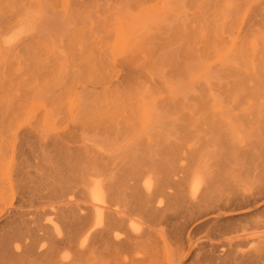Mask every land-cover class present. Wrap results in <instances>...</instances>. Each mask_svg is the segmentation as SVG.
I'll return each instance as SVG.
<instances>
[{"label":"rangeland","instance_id":"374dc122","mask_svg":"<svg viewBox=\"0 0 264 264\" xmlns=\"http://www.w3.org/2000/svg\"><path fill=\"white\" fill-rule=\"evenodd\" d=\"M225 1L231 7L221 8L222 0H199L202 15L195 31L180 25H194L189 14L192 10L185 0L0 1V35L18 17L9 6L30 2L40 7L29 39L14 46L0 44V242L15 227L13 217L31 229L37 245L42 243L38 241L40 225L56 220L50 200L41 194L40 184L41 173L45 166L52 167L55 153L51 146L45 150L43 145L54 132L80 119L68 112L77 93L124 91L146 97L145 135L151 138L164 135L169 126L168 113L153 107L158 104V97L169 95L179 106L186 102L197 107L198 101L190 98L195 94L257 91L246 107L247 117H234L239 123L236 137L231 136L234 141L227 143L221 139L226 134L220 140L216 135L200 162L204 165L200 168L204 181L219 171L226 174L227 183L237 193L253 192L259 180L243 161L247 149L257 147L258 140L264 137L259 132L264 122V116H260L264 113V77L259 76L261 82L251 90L248 85L256 81L246 72L264 71V5L257 0L255 3L259 1L261 7L252 13L254 0ZM212 2L219 3L221 7L214 6L216 12L220 9L224 14H219L220 25L224 20L220 27L215 19L219 11H210L214 10ZM208 4L213 8L207 9ZM255 12L260 13L257 19L262 21L254 22L243 32L248 37L244 51L230 49L235 31L245 29L248 17L254 18L249 13ZM208 16L215 17L211 19L217 21V31L222 28L214 41H206L209 33L206 38L201 37L204 31H210L205 27L213 26L208 23ZM153 97L156 100L152 103ZM222 106L221 115L232 118L233 111L224 103ZM21 130L25 131L24 136L19 133ZM79 134H83L84 161L89 167L109 164L116 157L118 152L106 150L105 144H93L84 131ZM224 214L228 216L225 222L248 227L246 230L253 237L264 235V197L252 205L227 209ZM253 221L259 225L254 226ZM194 231L197 233H190L191 240L202 232ZM259 239L255 246L263 255L264 236ZM204 245L201 253L216 258L219 248ZM10 249L11 252L0 249V264H40L22 253V242L12 243Z\"/></svg>","mask_w":264,"mask_h":264},{"label":"bare ground","instance_id":"6f19581e","mask_svg":"<svg viewBox=\"0 0 264 264\" xmlns=\"http://www.w3.org/2000/svg\"><path fill=\"white\" fill-rule=\"evenodd\" d=\"M185 1L192 10L189 14L194 25L182 22L180 25L195 31L202 15L201 4L199 0ZM221 3L222 7L217 5L223 9L231 7L225 0ZM260 3L264 5V0ZM260 3H255L250 11L260 8ZM210 5L207 9L213 8ZM215 7V11H210L215 13L218 6ZM9 9L18 17L1 33L3 46L19 45L29 39L40 11V7L30 2L11 5ZM217 12L218 19L212 17L216 13L208 19L212 17L219 22L211 19L208 23L220 27L224 20L220 25L222 12L220 9ZM252 13L249 14L256 19L248 17L245 29L235 31L230 49L244 51L248 37L243 32L254 22L262 21L261 12ZM213 26L205 27L210 31H204L201 37L206 38L209 33L210 38L204 41L218 39L222 28L217 31L219 27ZM246 73L256 81L248 88L256 89L264 71ZM256 92L195 94L190 98L198 101L197 107L186 102L179 106L169 95L158 97V104L153 107L168 113L169 126L164 135L151 138L145 135L146 97L124 91L75 94L68 112L80 119L54 132L43 145L45 150L51 146L55 153L54 164L44 167L40 184L41 194L50 200L56 220L40 225L38 241L42 243L37 245L31 229L23 221L18 224L13 217L15 227L6 232L8 237L0 242V249L11 252L12 243L22 242V253L40 264H264V252L262 255L255 246L264 235L253 237L247 232L248 227L225 222L228 216L224 214L227 209L252 205L264 197V119H259L263 125L256 124L262 125L259 132L263 138L258 140L259 144L256 141L257 147L247 149L246 161L242 158L248 164L247 170L259 180L253 192L237 193L227 183L226 174L219 171L204 181L200 169L204 167L200 163L203 151L216 140V135L218 140L226 134L228 137L221 139L228 140L227 143L234 141L232 137H236L239 126L235 118L247 117L246 107ZM155 100L153 97L150 102ZM223 103L233 111L232 118L221 115ZM79 131L89 134L93 144H105L106 150L118 152L116 157L109 164L86 165V145ZM19 133L25 135L24 130ZM256 223L254 226L259 225ZM196 230L202 232L191 240L190 233ZM226 233L231 236L223 237ZM204 244L219 248L216 258L201 253ZM191 256H194L192 263Z\"/></svg>","mask_w":264,"mask_h":264}]
</instances>
